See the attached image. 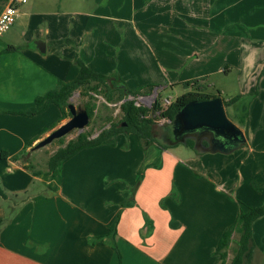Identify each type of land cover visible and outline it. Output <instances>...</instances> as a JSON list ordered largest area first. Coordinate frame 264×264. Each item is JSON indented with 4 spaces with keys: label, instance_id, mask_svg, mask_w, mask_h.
I'll return each mask as SVG.
<instances>
[{
    "label": "crops",
    "instance_id": "0c3cea01",
    "mask_svg": "<svg viewBox=\"0 0 264 264\" xmlns=\"http://www.w3.org/2000/svg\"><path fill=\"white\" fill-rule=\"evenodd\" d=\"M7 3L0 0V12ZM203 3L213 0H29L19 10L0 37V185L8 195L0 197V220L9 214L0 264H220L223 235L242 210L257 205L249 192V202L238 197L245 183L239 170L234 181L230 176L240 159L233 152L183 160L177 146L144 148L135 135L118 134L78 152L54 175L35 177L11 159L26 148L37 152L30 143L69 120H61L55 105L36 116L23 113L60 81H74L78 61L130 90L157 84L154 91H164L224 74L257 83L247 95H255L252 113L240 109L242 98L226 109L247 134L248 168L264 184V52L246 51L240 29L214 54L208 32L214 19ZM238 3L225 0L220 17L234 19L228 12ZM9 47L18 50L6 52ZM198 63L206 64L204 72ZM49 185L53 195L43 192Z\"/></svg>",
    "mask_w": 264,
    "mask_h": 264
},
{
    "label": "trees",
    "instance_id": "16d2710c",
    "mask_svg": "<svg viewBox=\"0 0 264 264\" xmlns=\"http://www.w3.org/2000/svg\"><path fill=\"white\" fill-rule=\"evenodd\" d=\"M18 50L16 47H9L6 52H13ZM79 73L78 77L71 82L60 81L57 87L42 96H38L35 99L34 106L24 112L27 116H36L44 112L50 105H55L62 113L61 120L70 119L71 113L69 105L71 104V98L76 92L89 99L86 102L84 109L88 112L90 120L95 116L96 105L94 98L91 94L101 95L108 103L120 102L122 119L118 122L110 120V126L104 128L97 135L92 138L93 133H81L77 138L70 140L64 145L63 138L58 140L62 145L48 160L49 171L54 175L62 165L73 157L78 152L86 149L102 145L109 141L111 138L118 134L135 135L144 148L156 144L162 150L180 145L181 143L174 144L173 141H169L166 136V130L169 129L170 124H166V128L162 130L161 135L155 130L156 121L169 120L172 122L178 111L186 104L197 100H208L221 96L211 95L203 92L205 86L200 84L199 80H193L182 83L185 88L194 87L192 91H188L182 96L178 97L175 101L171 102L169 106H164L160 96L156 99L155 103L151 107L138 105L136 99L138 97L147 96L156 88L155 86H147L144 89L130 90L128 87L118 78L109 77L93 72L83 62H77ZM128 97H132L133 100H128ZM240 100V96H236L228 101L224 100L225 107H230ZM47 132V131H46ZM161 136V137H160ZM247 136V134H246ZM33 143H30L28 147H32ZM184 145L193 150H197V153H201L200 150L195 149V141L188 139ZM246 144L244 147H246ZM204 146L208 147V143L204 142ZM27 148L21 153L13 156V161H20L25 156ZM3 159H8V154H2ZM23 168L34 174L35 177H40L42 172H35L31 166H27L23 163ZM252 187L258 191L259 186L256 183H252ZM52 189V186L49 185ZM53 190V189H52ZM0 197L8 200V195L5 193L0 185ZM13 209L10 212V217ZM264 217V205L257 208H248L240 212L237 223L227 230L220 240L216 249V255L219 257L220 264H227L228 261V249L233 241V235L239 234L237 241V249L235 255L230 264H246L252 260V237H253V224ZM9 219L0 220V235L2 228ZM114 226L111 229V233L108 235L111 240L115 237ZM114 245V244H113ZM115 250L119 253V250L114 245Z\"/></svg>",
    "mask_w": 264,
    "mask_h": 264
},
{
    "label": "rangeland",
    "instance_id": "374dc122",
    "mask_svg": "<svg viewBox=\"0 0 264 264\" xmlns=\"http://www.w3.org/2000/svg\"><path fill=\"white\" fill-rule=\"evenodd\" d=\"M224 4H225V0H213V3L211 5L208 3H203L204 8H207L205 7V5L211 6L210 11L206 9V11L209 12L207 13V17H213L214 19L213 21L214 27L208 29L209 30L208 32H211L213 37L211 46H215L212 49V52L214 54L215 53L220 54V46H221L220 43L224 39H228L230 36H232L233 31L240 29H243L244 36L247 38L245 39L246 51L257 52L259 51V49H261V52H264V43L263 42H262L263 44L257 43L256 35H255V31H257L258 33L256 34H259L260 37H264V0H239V3L236 4L237 6H235L231 10L229 7H227L230 10L228 12L229 16L234 18L231 20H228L226 14H223V17H220L219 15ZM221 18H223V21ZM237 26H241V27L235 28ZM225 30L227 31V33H225ZM212 52L211 54L210 53L208 54L211 58H213ZM211 58H209L208 60H210ZM198 65H200V69H199L200 72H204L206 70L205 63L204 64L198 63ZM191 76L187 78H190ZM199 81L201 85L205 86L203 92L211 95H218L219 92L223 91L222 98L226 101L236 96H240V99L241 98L243 99L242 104L239 105L240 109L241 107H243V111L249 110V112L251 111L252 113V105L254 101L253 99L255 95L253 97L252 96L249 97L247 95L254 93L253 91H250V89L253 88L255 84H257L255 83V81L252 82L249 81V79H246L245 77L244 78L242 77L241 79V77H236V76H231L227 78L224 76V74L213 75L211 77H208V79H206L205 76L203 77L202 80L199 79ZM149 86L159 87L160 85L154 84ZM193 89H195L193 86L189 88H185L183 85L178 87H169L164 91L163 90L162 91L158 90L159 92L153 91L147 96H142V98L138 97L136 99V102L141 106L143 104V106L151 107L152 104L155 103L156 99L160 96L164 105L163 99L173 102L178 97L182 96L188 91H192ZM91 97L94 98V103L96 105L95 116L93 117V119L90 120L89 126L86 127L84 130L74 131L68 136L64 137L63 138L64 145H66L70 140L77 138L81 133L92 132L93 133L92 138H95L101 132V130H103L104 128H108L110 126V120H112L113 122H118L122 119L120 102L108 103L101 95H96L94 93L91 94ZM245 97L247 98L245 99ZM261 98L264 100V97ZM128 100H133V98L128 97ZM88 101L89 99L87 97L82 96L80 92H76L74 96L71 98V104L75 105L76 107H81L83 109L86 102ZM226 115L231 122H233L238 128H240L237 125L235 118L232 117L231 112L227 109H226ZM165 125L166 124L163 122V120L156 121L155 130L159 135H161L162 130L166 128ZM36 144H34L31 148H33ZM64 145H62V143L56 140L52 144L44 148H41L39 150H36L37 152L31 153L30 152L31 149H30V151H27L25 156L22 158V162L27 166H31L32 170H34L35 172H42L43 175H50L48 160L61 146ZM248 146L243 147L233 152V154H231L230 157H234V158L240 157V159L238 162L234 161L231 167L232 171L230 176L232 177V181H234L235 175L238 172V170L241 171L242 184L244 183L245 184L244 187L241 189V191L237 193L238 197L244 199L246 202H249L247 193L248 192L251 193L254 196V200L251 202H255L257 205H252L250 203L251 204L250 208H257L264 205V184L261 181V177L257 173H255L251 168H248L249 164L253 165L251 164V160L248 158V156L250 155ZM177 147L178 150L176 153H179L181 151L183 153L182 156L183 160L185 158L186 159L194 158V159H202L203 162L206 161L207 159L205 158L206 156L211 157L209 155H220L219 153L216 154L211 152L205 153L204 152L205 149L197 147L196 143H195V149L201 151V153L199 154L197 153V150H193L191 148L186 147L184 143H181ZM230 161L233 162L231 158H229L228 163H231ZM242 162L245 163H243L242 165L241 164ZM187 164L189 166H193L192 162H187ZM216 165L219 166V168H222L224 166V164L221 162H217ZM263 165L264 164H262V166ZM212 175L215 176L216 179L218 178L215 173ZM226 179H228V177H226ZM252 183L259 184L258 191H256L252 187ZM30 190H31L30 192L33 193L36 190V188L31 186ZM43 192L45 194H50V195L54 194V191L51 188H49V186H44ZM17 198L20 199V197ZM254 230L252 237V243L254 247L252 249L253 250L252 260L250 263L252 264L254 257L255 263L259 260L258 264H264V219H261L254 224ZM238 239H239V234L234 235L233 241L231 242L230 247L228 249L227 264L231 263L235 255V251L237 249L236 243ZM250 263H246V264H250Z\"/></svg>",
    "mask_w": 264,
    "mask_h": 264
},
{
    "label": "water",
    "instance_id": "95a60500",
    "mask_svg": "<svg viewBox=\"0 0 264 264\" xmlns=\"http://www.w3.org/2000/svg\"><path fill=\"white\" fill-rule=\"evenodd\" d=\"M69 110L72 117L39 141L33 147V151L89 126L90 116L85 109L70 104ZM169 131L174 144L185 143L195 133L207 132L204 140L208 141L209 146L204 151L214 154H230L247 144L244 132L228 119L224 99L220 96L193 101L183 106L170 123ZM196 145L200 147L199 140L196 141Z\"/></svg>",
    "mask_w": 264,
    "mask_h": 264
},
{
    "label": "built area",
    "instance_id": "2783aa9c",
    "mask_svg": "<svg viewBox=\"0 0 264 264\" xmlns=\"http://www.w3.org/2000/svg\"><path fill=\"white\" fill-rule=\"evenodd\" d=\"M29 0H8L4 9L0 12V37L12 29L16 23L19 10L27 5ZM142 98V97H140ZM171 101L165 100L164 106H169ZM139 105V104H138ZM143 105V104H142ZM165 124H170L169 120L163 119Z\"/></svg>",
    "mask_w": 264,
    "mask_h": 264
},
{
    "label": "flooded vegetation",
    "instance_id": "af4514ba",
    "mask_svg": "<svg viewBox=\"0 0 264 264\" xmlns=\"http://www.w3.org/2000/svg\"><path fill=\"white\" fill-rule=\"evenodd\" d=\"M166 131H167L166 132V136L168 137V140L169 141H173V138L171 137V133H170L169 129H167ZM207 134H208L207 132L195 133V134L192 135V138H189V139L194 140L195 143H196L197 140H199V146L201 148H203V149H206L207 147L204 146V142H207L208 143V141L204 140V138H205V136ZM208 146H209V143H208Z\"/></svg>",
    "mask_w": 264,
    "mask_h": 264
}]
</instances>
